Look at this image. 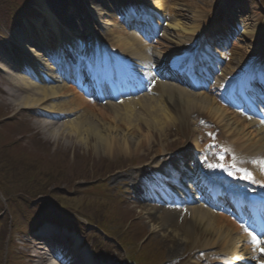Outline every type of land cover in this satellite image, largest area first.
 <instances>
[{"label": "bare ground", "instance_id": "6f19581e", "mask_svg": "<svg viewBox=\"0 0 264 264\" xmlns=\"http://www.w3.org/2000/svg\"><path fill=\"white\" fill-rule=\"evenodd\" d=\"M47 1L50 2L52 7L56 10H60L59 7L67 6L68 3V1L65 3L64 0ZM188 1L187 4L190 7L182 5V11L190 12L192 11L191 7H198L201 4L208 13L220 14L222 18L227 19L231 14L230 11H232V8L236 5L242 10L241 13H247L244 18L240 21L238 20V25L244 29L241 35L242 38L246 42H249L251 46L256 47L251 51L258 53L255 55L257 58L253 59V57L249 60H244L243 55H239L238 53L235 54L234 57L228 61L227 65H234L236 67L242 65L243 68L237 73H224L225 75L217 83V85H220V88H222L221 91L224 92L226 88L230 89L228 86H231L233 89L231 88V90L228 91L233 92L235 87L232 81L234 79L244 84L249 78V75L264 70V66L260 65L261 61H264V30L263 32L260 31L261 28H264L261 27L264 22L261 13L256 7L245 5L240 0ZM149 3H151V7H149L150 11L156 13L158 17L163 16H161L162 11L166 12L167 7H164V5H166L164 0H151ZM119 6L123 5L119 4ZM41 11L38 10L37 14L44 13L49 24V29H47V31L52 32L57 40H59L61 36L55 25L56 22L54 17H56V15H50L44 7ZM57 14L62 16L59 12H57ZM163 17L168 18L169 16L167 14V16ZM171 17L175 19V22L169 25V28H171L173 32L165 33L166 36L164 39L170 43H176V45L179 46H191V42L186 44L183 42V39L187 37V35L191 36L190 39L192 40L194 38L198 39L197 33L201 31L202 24L199 23L197 28H189L180 24L179 20L176 21V19H178L176 17H179V15L171 14ZM222 18L218 19V25L223 24L222 22L225 19ZM153 24L157 26L158 22L152 23V26ZM79 25L80 22L75 20V26L79 27ZM110 26L112 28L110 27L107 32L112 37L115 48L119 51L121 50L124 56H128V58L125 59H127L129 63L132 64L133 61L134 64H136L134 72L137 70L144 71L137 76L134 74L132 77L130 74L126 73L128 72L127 69H124L122 66L119 68L118 71L121 73L120 77L124 80L122 81L125 83V78L128 77V81L131 84H126L128 87L124 88L126 90L121 91L120 96L130 93L132 90L139 91L152 84V90L149 91L147 95L136 99H119L118 105L105 103L102 106H92L85 99H80L76 96L68 101L60 97L67 91V87L63 86V89H60L61 87L59 86L54 87L48 85L47 81L49 82V80H51V75L42 71V69H45V65L41 61L38 62L39 59L36 61L33 60L34 64H32V66L34 67L31 66L30 69H24L21 66H17L15 62L7 60L5 61V65L0 63V68L7 69L8 71L4 70L3 79L6 81L4 93L10 98L9 101L12 103V109L27 108L26 113L35 118L34 128L42 131L43 138L51 139L56 143L59 142V140H63L64 146H66L75 141L85 144V142L90 139H94V146L102 148L107 155L112 153L116 155L125 153L126 156H133L136 159L145 160V166L138 170H146L143 176L148 179L152 192L148 193L149 195L146 197L142 196V201L140 202H143V204L138 205V209H141L140 212L147 211L148 209L154 211L153 215L157 216L155 230L161 242L167 245L168 250L166 253L168 256L172 258L178 256L180 259L179 256L183 250V245L195 246L200 243L198 245L201 247L199 252L219 248V254L225 253L226 255H233L236 259L241 261H244L246 257L245 254H248L249 256L246 258V261L252 258L256 259L255 261L259 262V264H263L260 260L264 258V252L260 249L264 248V244L257 245L253 243V236L257 238V234L249 235V231L234 224L231 216L227 217L220 212L210 208L208 209L206 207L207 204L199 199H197L196 204H186L181 215L177 213L176 207H167V205L163 203L172 202L174 200L168 191H164L166 189L164 184L174 185L176 177H179V173L181 174L182 172L183 174L180 161L182 159L189 160L191 155H195V153L202 148H204L203 153L208 157L211 154L210 150L205 147L206 142L204 140L205 137H203L204 131L198 126L212 129L213 135L219 140L223 149L221 156L223 167L220 168L221 172L239 173L240 176L237 178L236 184L245 180L242 178L244 172L241 170L246 169L248 172H251L254 177V180L250 181V185L263 183L264 176L260 174L261 164L259 162L264 161V123L242 112L231 113L227 109L218 106L215 100L210 97L213 93L211 90L208 91V95L199 91L189 92L181 87L173 86L170 82L158 81L162 76L159 74L158 68L164 65L158 67L151 65L150 62L154 59V53L148 50L147 44H142L134 33L125 32L122 27L118 26V23H115L114 27L113 24L110 23ZM239 26L237 27L239 28ZM37 27L39 28V26ZM214 28H216V26ZM32 29L33 27L29 28V31ZM42 32H45V30ZM28 33L29 32H22L21 35H18V40L21 46L36 59L40 55L35 54L32 46H30V48L25 46L28 42V38L25 36H27ZM248 49H250V47H248ZM98 51L99 45H94L91 53L97 54ZM200 52L202 56L208 57L209 59L213 56V49L209 47H202ZM159 59L164 61L160 56ZM252 60L256 61V64H254L251 70L248 67ZM163 63H166V61ZM156 68L158 70H156ZM40 72L41 75L39 76ZM155 72H157L156 75ZM42 75H45L46 78ZM168 76L169 79L174 78L175 81H178V75H173L172 77L167 75L164 77L168 78ZM133 78L136 79L134 83L139 84H132ZM79 105L84 108L87 107L86 110L89 109L92 111L85 112L86 110H83L73 121H60V118L65 114L76 111V107ZM96 113L111 115V117H113V122L117 119L116 121L120 122V124L125 127V131L119 130V128H117L118 125L102 127L100 125L102 121L100 119L95 120L94 118ZM180 118H184L188 123L194 125L191 129V142L188 144L183 143L179 154H173L167 157L163 154L165 150L164 145L171 135L170 128L179 123ZM188 118H190V120ZM107 120H105V122ZM132 130L135 134L131 135L130 131ZM154 133L158 136L157 139L153 137ZM197 133L200 135H196ZM150 135H152L151 138L149 137ZM43 158L45 160L41 159L42 163L48 161V158ZM162 161L165 162L160 163ZM171 166L172 170L175 172L174 175H172L171 171L168 169ZM187 170L188 172L195 173L191 165L188 166ZM126 173L122 174L127 175V177L124 179L116 178L114 183L117 181V183L121 182V184H124L126 187H132L133 178L142 179V177L135 173ZM187 187L190 186L187 185ZM134 191L135 196L136 193L138 194V191ZM189 193L193 194V192L190 191ZM175 200L179 201V193ZM144 202H150L151 205H148V203L146 205ZM153 202L160 203L161 205L159 207L152 205ZM147 218L152 220L153 216L149 214ZM181 221L186 222L184 226L181 225ZM178 222L180 223L179 225ZM46 231H52L54 233L55 229H48ZM258 235L260 237V232H258ZM201 236H210V238L202 243L200 242L202 239ZM53 237L60 242L61 239H57V235L51 236V238ZM257 239L264 241V238ZM246 243H250L252 246L248 247ZM240 245L243 246L245 253L239 256ZM67 251L71 254L73 250L70 248L67 249ZM83 252L84 250L77 252L76 257ZM241 261H239L240 264H242ZM76 262L83 263L80 259L76 260ZM205 262H211L210 254L202 257L201 261L198 260L196 264H204ZM40 264L57 263L53 260L45 261L44 259Z\"/></svg>", "mask_w": 264, "mask_h": 264}, {"label": "rangeland", "instance_id": "374dc122", "mask_svg": "<svg viewBox=\"0 0 264 264\" xmlns=\"http://www.w3.org/2000/svg\"><path fill=\"white\" fill-rule=\"evenodd\" d=\"M25 1L28 3L29 6H28V9H22L21 10L22 15H21L19 21L13 20L12 22H9V18H8L7 14L2 15V16L0 15V46L9 48L10 45H12V41H14V39L16 37L15 33L18 30V28H17V30L15 28L12 29L11 26H14L15 24L18 26L19 23H21V21H23V19H22L23 17L29 18L31 16L32 7H35L36 9H37V7H39V0H15V2H17V5H22ZM104 1L108 2L110 0H104ZM129 1H131V0H129ZM132 1L134 2V0H132ZM148 1H151V0H143L139 3V5H142L143 3L144 4H151ZM164 1L166 3V5H164V7H169L168 9H166V13L169 16L168 17L169 20L166 21L168 24H172L173 22H175V19H173L174 17H171V14L176 15L177 13H178L179 17H176V18H178V19L180 18V15H184L185 19H183V20L179 19V22L183 23L184 25H187V26H192V25L195 26V22L193 20H196V19L205 18L206 21H208L206 25L212 24V22L215 19V14H211V13L206 12L201 4L198 7H191L192 8L191 10H193L192 12H186V11L181 12L178 9L182 8V5L189 6L187 3H185L186 2L185 0H164ZM242 1L244 3L250 2L252 5L260 8L262 10L261 12H262V16L264 19V9L262 6H261L262 7L261 8L258 5V3H259L258 0H242ZM261 1H262V5L264 6V0H261ZM90 5H91V3H90ZM96 5H99V4L96 3ZM107 5H109V4H107ZM93 6L94 5L92 4V7ZM99 6H101V5H99ZM98 9H101V8H98ZM104 9L105 8L103 7L99 12H106V11H104ZM97 11L93 12V14H91V17L95 21L97 18H100L101 20L104 19L105 16L103 15V13L96 15ZM60 19L61 18H59L57 16V22ZM108 20L111 21V24L113 22V27H114V22H116V20L114 18V14H113V17L109 14ZM205 27H208V26H205ZM209 28H204V30H207ZM96 29L99 30V32L105 38H109L110 40L112 39V37L110 36V34L106 30H102V29L100 30V27H98V26ZM74 33L77 36H79L80 38H82V39L84 38V40L87 37V36H85L84 33H82L81 29H77V28L74 29ZM241 33L242 32L240 31V34H238L240 36L237 35L235 38H233L229 42H227V40H228L227 38H222V36H221V38L217 39V41H221V43L219 45H223V46H216V47H219V48L221 47L222 50H224L226 52L227 59H229L230 57L233 58V56L237 53L239 55L241 54L244 57H248V58L250 56H252L253 54L257 55L256 52L251 51V50L255 49L256 47L251 46L249 44V42H246L241 37ZM3 34H4V37H3L4 39L1 38ZM223 34H226L225 30H223ZM163 35H165L163 33V28L158 27L157 28V35L155 34L153 37L148 39V43L151 46L150 47L151 52L154 53L155 56L156 55L160 56L159 54H163V56H164V54H165V56H171L170 52H172V51H178L179 52V45H176V43H168V42L164 41L162 39ZM217 36H220V34H217ZM227 36H228V34H227ZM186 39H187V37H184L183 42L186 43ZM156 40L160 41V43L163 44L164 47L154 50L152 45H154V41H156ZM154 47H156V46H154ZM180 47H182V45ZM248 47H250V49H248ZM163 49H165V50H163ZM224 51L219 52V54L221 55L219 58L221 60L224 58L222 56V53ZM250 53H251V55L249 56ZM222 66H223V70L225 67H228L226 65V63H223ZM232 67H234V66H232ZM229 70L238 71L239 68H232V69L229 68ZM2 83L3 82L0 81V118L2 116H7L9 114L10 110L12 109V103H10V101H9L10 98L6 94L2 93V90H1L2 86H3ZM60 89H63V88L61 87ZM67 95H70L69 98H66L64 100L69 101L70 99H72V95L76 96L77 98H80V99L82 97L84 98V96L79 95V93H77L72 87L67 88V91H65L64 95H62L60 97L64 98ZM60 100H62V99H60ZM76 108L78 111H81V110L85 111L87 107L84 108L83 106L79 105ZM105 110H107V109H105ZM88 111L91 112L92 110L88 109L85 112H88ZM101 113H96L94 118H95V120L100 119L102 121V122H100L101 123L100 125L102 127L114 126V125L117 126L118 125L117 128H119V130L125 131V127H123L122 124H120V122L116 121L117 119L113 122V117H111V115H109V114L102 115ZM92 118H93V116H92ZM105 120H107V121L105 122ZM3 122H5V121H3ZM25 123H26V125H22V126L21 125H17V126L16 125H10V126H5V127L0 126V146L2 147V149H0L1 154L3 153L2 152L3 150H6L7 144L9 142L16 141V140L17 141L23 140V142L19 141L16 144L17 146H13L10 150H13L14 148L17 147L18 148L17 149V158H19L20 161L23 162V164H25L28 168H32V169H35L33 167H36L37 165L41 166V164L39 163V160L40 159L45 160L43 157L48 158V161L46 160L48 163L44 162L45 164H49V162H50V163H52L50 166H52V165L57 166L56 162L60 160V159L55 160V156L57 153L69 158L70 159L69 162H73V164L77 168H80L82 166L83 162L86 161L85 160L86 158H87V160L88 159L92 160L94 163L99 162V160H101V159L109 160L112 163L116 162V164H118V166H121V169L117 170L116 172H114L113 174H111L109 176L108 182L106 183V186H107V188H109L111 191H114V192H115V187H116V189L122 193V197H123V200L125 201V204L126 205H128L130 203L133 204L134 201L130 199V195L125 193V192H127L128 188L123 186L122 184L115 185L114 184V178L119 176L122 173L128 172L129 171L128 167H130V165H131V164L129 165V163L131 161L137 160L138 164L142 165L141 163H144L145 160L138 159V158L136 159L133 156H126L125 153L118 154V155L112 153V154L107 155V154H105V151L102 148H97L96 146H94V139H90L89 141L85 142V144L75 141L74 143H70V145L64 146L63 140H59V142L56 143V142H53L52 140L43 138V135L41 136L33 128L35 125L33 124L32 121H30V123H28V122H25ZM191 128H193L192 125L188 124L184 120V118L183 119L180 118L179 123H177L175 126L170 128L171 129V132H170L171 135L168 137L167 141L165 142V145H164L165 150L163 151V154L165 153V155H168L166 153L167 151L169 153H171L170 151L176 152L180 148V146L182 145L181 142L182 141L185 142L187 140V138L190 136ZM28 131L30 133L29 134L30 136L24 135V133L28 132ZM130 134L132 135L135 133L132 130V131H130ZM143 134H145V133H143ZM147 137H148V134H147ZM149 137L151 138L152 135H150ZM153 137L155 139H157L158 136L156 135V133H154ZM33 150H35L37 153H35V152L33 153ZM14 152L15 151H12V154ZM218 162H220V161H218ZM218 162L212 161V162L207 163V161H205V164H202V167L204 168L206 173L208 172L212 176L216 175V176L220 177L219 172L218 171L214 172V167H210L211 163H212V165H218ZM136 166H138V165H136ZM43 170H45V167ZM125 170H127V171H125ZM11 188H12L11 190H13L14 187H11ZM112 188H113V190H112ZM75 196L77 199L75 198L71 202H73V204H81V202H82V201H80L81 196H78V195H75ZM43 200L49 201L46 198H40V199L35 200L32 203V207L35 208L34 210L36 212H38V214L41 216L42 219H45V217L51 218L54 216L60 217L61 220L65 219V215L67 213H69V209L65 210L63 208H59V206H56L55 204H53L51 202H49L48 204L43 206L41 204V203H43L42 202ZM45 207H47L45 209L46 213H44V214L39 213L40 210L42 208H45ZM126 207L127 208L125 209V213H129L130 216L135 215L138 218L137 220L134 221L141 228V229L138 228L139 229L138 232L140 231L139 233H142V232L146 231L145 233H148V235H149V239H150L149 243H151V245L153 247L157 248L156 250L159 251L161 253V255H163V257L165 259H167V261L169 262L168 256L166 255V252L168 250L167 245L165 243L161 242L160 238H158V234L154 233V230H155V227L157 224V216L152 214L153 215L152 220L147 218V216L149 214L148 213V211H149L148 207H147V209H148L147 211L145 210L142 212H139L136 208H132V207H128V206H126ZM52 208H53V210H52ZM75 208H77V207H75ZM127 209H129V210H127ZM182 212H183V210H177V213L179 215H181ZM17 214L19 217L20 212H17ZM62 214H64V215H62ZM4 223H6V222H3V224ZM180 223L182 226H184L186 222L181 221ZM180 223L178 222V225ZM0 228H1L0 231H2V226H0ZM3 228H5V227L3 226ZM7 229H8V227H7ZM198 232H199V230H198ZM95 235L98 236L99 238L101 237L99 234H95ZM5 238H6V235L4 236V239ZM102 239H104V238L102 237ZM5 244L6 243L2 240L0 243V250H2V248L5 247ZM242 248L243 247L239 248V254L243 253ZM181 249H182V247H181ZM100 252H101L100 254H101V257L104 261V264H115V259H118L119 261L124 262L123 251L120 250L118 247H115V244L114 243L112 244V242L110 240L105 239L104 242L101 243ZM116 254H120V255L118 257H114V255H116ZM123 262H120V263H123ZM168 262L166 264H168ZM169 264H172V263H169Z\"/></svg>", "mask_w": 264, "mask_h": 264}, {"label": "snow or ice", "instance_id": "6c2138e0", "mask_svg": "<svg viewBox=\"0 0 264 264\" xmlns=\"http://www.w3.org/2000/svg\"><path fill=\"white\" fill-rule=\"evenodd\" d=\"M261 164V171L264 172V161L259 162ZM210 167H223L222 165H210ZM244 172L243 179L248 180V181H253L254 177L251 172H248L246 169L241 170ZM231 175V173H229ZM249 235H252L249 233ZM253 243L260 245L264 244V241L258 240L255 236H253ZM262 252H264V248L260 249Z\"/></svg>", "mask_w": 264, "mask_h": 264}]
</instances>
